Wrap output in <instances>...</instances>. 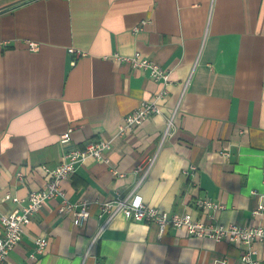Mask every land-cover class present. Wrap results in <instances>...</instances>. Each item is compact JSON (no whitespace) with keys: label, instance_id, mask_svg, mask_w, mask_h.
Instances as JSON below:
<instances>
[{"label":"crops","instance_id":"crops-1","mask_svg":"<svg viewBox=\"0 0 264 264\" xmlns=\"http://www.w3.org/2000/svg\"><path fill=\"white\" fill-rule=\"evenodd\" d=\"M0 42V215L41 189L42 166L68 148L111 142L62 181L70 201L92 202L89 219L77 225L59 213L60 196L45 200L4 264H245L239 242L185 226L160 234L123 214L90 243L98 202L125 196L154 155L137 191L146 205L264 227V210L253 214L264 205V0H0ZM136 50L170 72L168 85L112 57ZM158 95L162 111L120 134L124 117ZM200 197L222 207L199 208ZM39 237L49 240L43 253ZM256 247L264 264V241Z\"/></svg>","mask_w":264,"mask_h":264},{"label":"built area","instance_id":"built-area-1","mask_svg":"<svg viewBox=\"0 0 264 264\" xmlns=\"http://www.w3.org/2000/svg\"><path fill=\"white\" fill-rule=\"evenodd\" d=\"M5 44L7 43L0 42V49ZM38 47L39 44L37 42H29V48L31 50H37ZM69 52L74 54L76 58L85 55L84 51L73 47L69 49ZM112 57L115 60L130 63L133 67L148 71L152 78L162 80L166 85L170 82V72L143 55L140 50H136L130 55H123L116 52L112 54ZM160 97L161 95H158L151 100L142 101L135 110L126 115L123 122L119 125V133L133 131L136 126L143 124L152 114L160 113L162 111L161 106L158 104ZM174 114L167 120L168 128L173 125ZM70 139L71 130L61 135L60 142L68 143ZM110 145V141L101 139L90 141L83 147L72 146L64 152L62 160L58 164L54 166L45 164L42 166L47 173L45 185L39 190L30 192L24 205L13 209L8 214L0 215V223L2 226V232L0 233V264L6 262L12 249L22 240L25 228L30 223L31 217L41 209L45 200L60 196L59 213L71 215L73 222L77 225L84 224L89 219L92 202L90 200L70 201L62 188V181L70 177L87 157L102 160L104 158L103 152ZM222 153L228 155V151H222ZM155 158V155L147 156L137 165L135 170L143 171V176L137 180L125 196L98 202L99 209L97 217L101 223L98 231L92 237L90 245H94L102 231L110 224L115 216L123 214L130 220L155 224L160 234H163L170 228L185 226L190 235L200 237L208 236L215 241L239 242L242 245L240 257L245 264H262L256 243L264 241L263 226L238 225L234 223L224 224L214 223L212 221L205 223L194 219L189 212L169 213L158 207L146 205L137 191L146 174L152 168ZM112 173L115 176L124 175L118 169H113ZM5 198L12 199L16 202L20 201V198L11 193H7ZM196 205L199 208L212 210L222 207V204L213 201L209 197L198 198ZM263 210L264 205L259 206L253 210V214L255 216L261 215ZM48 242L47 237L36 238L34 245L35 251L37 253H43Z\"/></svg>","mask_w":264,"mask_h":264}]
</instances>
